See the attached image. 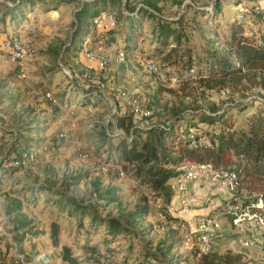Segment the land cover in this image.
I'll return each instance as SVG.
<instances>
[{
  "label": "rangeland",
  "instance_id": "374dc122",
  "mask_svg": "<svg viewBox=\"0 0 264 264\" xmlns=\"http://www.w3.org/2000/svg\"><path fill=\"white\" fill-rule=\"evenodd\" d=\"M21 1L0 0V264L10 260L25 264H64L62 247L70 248L82 264H151L153 261L155 264H198L197 257H177L174 250L180 246V241L173 227L213 217L220 220L222 236L214 241L211 247L214 252L240 257L243 264H264V234L249 222L238 229L221 215L222 211L231 210L232 201L239 204L252 201L249 195L231 192L204 179L182 188L173 184L174 197L168 207L163 202L151 203L148 217L135 216L129 220L127 217L141 205L144 191L134 189L122 170L104 163L108 158L105 145L110 143L106 137L118 132L123 133L120 137L127 136L126 130L118 128L117 117L128 110V99L154 114V121L127 114L133 122L134 129L127 136L131 137L135 131L152 124L174 121V112L182 114L184 123L192 122L190 116L193 114L261 98L264 93L258 88L244 93L216 90L203 94L190 89L184 92L176 83L178 69L162 67L159 74L149 75L143 63L148 61L156 66L161 63L155 59L152 38L155 21L151 19L142 30L137 50L123 51L125 36L118 33L114 41L104 40L100 52L92 24L90 36L76 33L77 10L92 0H70L74 4L48 13L46 9L50 7L45 9V6L58 4V0H49L42 6L24 7V16L16 13L14 24L8 17L2 21L6 9L20 6ZM119 1H110L106 12L120 18L126 3L129 13L143 4L164 19L182 20L181 26L176 28L185 29L184 47H192L195 55H203L212 45L221 46L228 21L235 14L247 12L254 6L264 11V0H123L127 1L125 5ZM218 3L221 15L214 23L199 17L200 12L216 14ZM10 39L22 40L26 52L23 60H8L2 48ZM86 51H96L108 58V67L88 73L84 59ZM120 52L127 56L124 63L117 61ZM86 75L89 79H85ZM80 88L97 93L91 100L97 104L92 105V114L88 108L58 105L63 97L73 96L79 104L82 100ZM47 94L54 96L56 104L47 100ZM55 110L61 112L57 118ZM245 117V114L235 113L239 125L244 124ZM197 124L193 123L197 126L193 132L208 136L209 129ZM18 137L41 141L55 139L54 143L61 142L62 146L46 152L33 151L30 153L34 155L33 163L19 169L5 162L9 158V144ZM102 144L104 147H100ZM41 189L47 191L40 196ZM30 190L35 195L33 202L28 203L26 197L32 196ZM15 192L21 195L16 197ZM57 202L66 208L76 204L100 219L120 220L129 235L118 240L119 261L107 259L110 250L107 246L113 239L107 238L105 231L97 234L86 231L91 225L90 214L81 229L76 217L69 218L58 210ZM54 222L62 229L60 248H54L50 239V227ZM247 243L251 247H246Z\"/></svg>",
  "mask_w": 264,
  "mask_h": 264
},
{
  "label": "trees",
  "instance_id": "16d2710c",
  "mask_svg": "<svg viewBox=\"0 0 264 264\" xmlns=\"http://www.w3.org/2000/svg\"><path fill=\"white\" fill-rule=\"evenodd\" d=\"M110 1L117 3L119 0H92L77 10V35L90 36V24L100 15L108 13L106 11ZM48 2L50 1L23 0L20 6L12 10L2 6L7 10V13L2 14V17H5L2 21L8 17L14 24L17 21L15 15L24 16L22 12L24 7L42 6ZM74 2L58 0L56 6L47 5L45 9L50 7L46 9L50 13L74 4ZM125 6L121 17L115 16V29L98 34L93 28L97 33L96 41L100 39L114 41V37L122 33L125 36L123 51L132 52L137 50L142 30L147 20L151 19L155 21L152 26V38L156 47L155 59L161 62L157 67L159 71H162V67L178 69L179 76L176 83L182 91L190 89L193 93L201 91L203 94L216 90L244 93L252 88H258L264 93V22L262 18L249 12L235 14L228 21L221 46L212 45L203 55H195L192 47H184L183 42L187 37L185 29L176 28L181 26L182 20L172 22L164 19L143 4H140L132 13H129ZM220 13V3H218L216 14L211 12L198 14L200 18L210 19L214 23L221 15ZM14 32L16 33L17 29ZM80 91L79 96L82 100L79 104L76 102L77 98L74 99L75 96H73L69 99L63 97L60 102L57 101L58 105L62 108L69 106L78 108L79 106V109H87L92 105L97 106L91 101L97 93L89 88ZM170 93L175 94L173 91ZM256 103V101L239 103L212 112L193 114L190 116L192 122L187 123H184L181 113L174 112L172 119L175 120L170 121L169 127L165 130H137L131 137L127 136L133 128L132 119L122 115L117 117L118 128L126 130L127 136H117L110 140L106 137L110 143L105 145V149H108V158L104 163L120 168L131 181L134 189L144 191L141 205L127 219L130 220L135 216L148 217L151 213V203L163 202V205L168 207L174 197L172 182L183 175L182 170L186 165H212L217 170H229L238 174L240 187L237 192L249 195L252 201L242 202V204L236 200L232 201L231 210L222 211L221 214L229 221L233 222L236 217L244 214L246 209L255 208L258 200H261L264 206V108L260 105L259 108H255ZM55 112V116L61 113L57 110ZM236 112L246 115L243 125L237 124ZM193 123L209 129V135L205 136L208 144L204 148H192L188 143V136L192 133V129L197 127ZM54 141L15 138L9 144V158L5 162L18 164L19 169H23L33 163L28 158L33 151L46 152L62 146L61 142L56 144ZM103 145L100 147H104ZM46 191V189H41L39 195L41 196ZM29 193L32 198L26 197L28 203L33 202V195H35L32 190ZM15 194L16 197L21 195L20 192H15ZM56 207L69 218L76 217L81 229L84 220L90 214L86 208L76 204L66 208L57 202ZM255 211L264 218V208L261 211L255 208ZM90 216L92 217L90 229L86 231L88 234L105 231L106 237L113 239V242L107 246L110 248L107 259L118 262L119 252L116 246L121 236L129 235L128 229L118 219L111 217L100 219L93 213ZM61 232L62 229L58 223L51 224L50 239L54 248L61 246ZM61 249V259L64 264H82L70 248L62 247ZM194 257L198 256L194 255ZM155 263L153 261L151 264ZM7 264L24 263L10 260ZM198 264H243V262L240 257L221 256L212 250L207 255H202Z\"/></svg>",
  "mask_w": 264,
  "mask_h": 264
},
{
  "label": "built area",
  "instance_id": "2783aa9c",
  "mask_svg": "<svg viewBox=\"0 0 264 264\" xmlns=\"http://www.w3.org/2000/svg\"><path fill=\"white\" fill-rule=\"evenodd\" d=\"M121 1L125 5L126 2L123 0ZM247 12L256 17L262 18V21L264 22V11L260 7L254 6ZM92 26L98 34L107 33L116 28V17L111 13H104L92 22ZM104 43V40H99L100 52H102ZM2 49L5 52L8 60H11L12 62L21 61L26 56L23 42L20 39H10L5 41ZM84 58L89 64H96L98 71H104L110 63L108 58L100 55L96 51H86ZM126 59L127 56L124 52H120L118 54L117 61L119 63H124ZM143 68L149 75H157L159 73L158 67L152 62L145 61L143 63ZM88 69V73L94 70V68L91 66H88ZM131 76L134 77L133 74H131ZM85 79H89V76L86 75ZM46 98L50 102L56 104V100L52 94H47ZM252 101H256L257 105H260L264 108V97L250 98L244 103H250ZM126 104L128 106V110L122 112L123 116H127V114H129L135 117H140L147 121H154V114L149 110H142L136 101L128 99L126 100ZM87 110L89 114H92L94 111L92 107L88 108ZM169 125V122L165 124H152L149 127L143 129V131H163L169 127ZM120 135H123V133L118 132L115 136ZM115 136H109V138H113ZM188 143L192 148L201 149L207 146L208 140L204 135L192 131V133L188 136ZM28 158L30 161H33L34 155L30 154ZM14 165L19 167L18 164ZM182 172L183 175L174 180V184L179 188H182L185 184H195L203 179L213 185H222L231 192H237L240 187L238 174L229 170H217L212 165H186ZM121 175L123 177L125 176L124 174ZM255 208L258 211L263 210L264 206L261 200L257 201ZM255 208L246 209L244 214L234 219L232 222L233 225L238 229H242L246 223L249 222L256 231L264 234V218L255 211ZM219 221L220 220L218 217H213L210 219L199 220L187 226L181 225L179 227H173V231L177 233L180 241V246L177 248V250H174L177 257L182 258L184 255H197V258H200L202 255H207L210 251H212L211 247L214 241L222 237L220 235L221 227ZM246 247H251V245L247 243Z\"/></svg>",
  "mask_w": 264,
  "mask_h": 264
},
{
  "label": "crops",
  "instance_id": "0c3cea01",
  "mask_svg": "<svg viewBox=\"0 0 264 264\" xmlns=\"http://www.w3.org/2000/svg\"><path fill=\"white\" fill-rule=\"evenodd\" d=\"M85 59V58H84ZM86 63L88 64V66H91L92 68H94V70H97V66H96V64H89L87 61H86ZM97 72H99V71H97ZM68 97H70V95H68ZM118 169H120V168H118ZM121 170V169H120ZM127 181L130 183V185H131V181L129 180V179H127ZM174 184V181L172 182V185ZM176 237H177V233H175L174 234ZM176 241V240H175ZM178 241H176V243H177ZM177 246V245H176ZM176 246H175V248H176ZM174 248V249H175ZM192 257L191 255H185V257ZM184 259V258H183ZM181 264H184V263H181Z\"/></svg>",
  "mask_w": 264,
  "mask_h": 264
}]
</instances>
